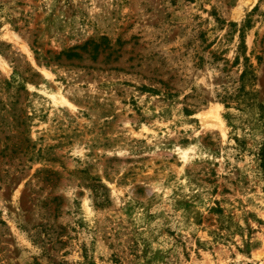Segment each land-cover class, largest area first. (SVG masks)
I'll use <instances>...</instances> for the list:
<instances>
[{
  "label": "rangeland",
  "instance_id": "374dc122",
  "mask_svg": "<svg viewBox=\"0 0 264 264\" xmlns=\"http://www.w3.org/2000/svg\"><path fill=\"white\" fill-rule=\"evenodd\" d=\"M0 264H264V0H0Z\"/></svg>",
  "mask_w": 264,
  "mask_h": 264
},
{
  "label": "bare ground",
  "instance_id": "6f19581e",
  "mask_svg": "<svg viewBox=\"0 0 264 264\" xmlns=\"http://www.w3.org/2000/svg\"><path fill=\"white\" fill-rule=\"evenodd\" d=\"M214 118L216 119V121L219 123H221V120L219 119V117L217 115H214Z\"/></svg>",
  "mask_w": 264,
  "mask_h": 264
}]
</instances>
